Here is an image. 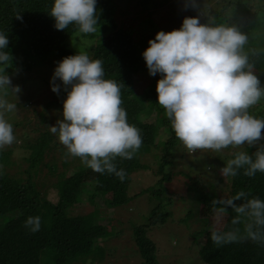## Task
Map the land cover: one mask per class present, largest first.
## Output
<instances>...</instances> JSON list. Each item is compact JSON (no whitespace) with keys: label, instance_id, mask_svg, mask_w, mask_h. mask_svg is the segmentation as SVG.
Returning a JSON list of instances; mask_svg holds the SVG:
<instances>
[{"label":"clouds","instance_id":"1","mask_svg":"<svg viewBox=\"0 0 264 264\" xmlns=\"http://www.w3.org/2000/svg\"><path fill=\"white\" fill-rule=\"evenodd\" d=\"M98 0H54L49 15L54 27L65 30L74 25L82 35L94 34L99 20ZM185 9L198 11L185 17L179 29L159 31L143 52L149 74L157 82L158 104L165 110L176 138L189 153L210 150L256 148L251 155L237 151L234 158L219 169L222 177H254L264 173V118L250 113L264 99V85L255 71L251 57L264 55V48L246 49L249 35L235 25L217 23L215 17L201 10L198 0H184ZM207 23H201V16ZM17 19L22 20L20 14ZM10 41L0 32V150L16 140L12 123L6 115L16 111V104L5 97L21 88L13 86L7 69L13 56L5 51ZM103 62L91 59L87 52L64 57L57 63L51 80L52 91L67 93L62 119L49 126L66 149L65 156L79 158L92 171L115 175L121 181L125 171L114 161L131 160L141 148L140 129L130 124L121 106L122 85L105 79ZM61 81V84L56 81ZM239 201V203H237ZM214 223L211 241L217 247L251 241L264 246V199L251 197L241 190L228 198L211 201ZM231 210V228L221 230ZM24 226L33 233L40 230V217H28Z\"/></svg>","mask_w":264,"mask_h":264},{"label":"rangeland","instance_id":"2","mask_svg":"<svg viewBox=\"0 0 264 264\" xmlns=\"http://www.w3.org/2000/svg\"><path fill=\"white\" fill-rule=\"evenodd\" d=\"M107 3L109 16L118 27L129 31L137 42V56L142 64H146L143 52L149 47V40L156 34L179 29L185 17H194L198 11L192 7L185 9L184 0H99ZM98 16L101 10L98 8ZM210 14L213 12L225 16L223 23L237 26L240 31L248 34L245 23L250 20L251 14L254 20L262 21L264 15V0H198V6ZM233 10V13H232ZM243 14L244 12H246ZM207 17L201 16V20ZM228 19V20H227ZM97 31L94 34L82 35L76 30L64 40L65 48L72 55L79 51L87 52L91 43H95L98 33L105 31L106 24L98 20ZM251 31V30H250ZM257 34H264L259 29ZM253 34V33H252ZM249 35V34H248ZM259 35V36H260ZM250 36V35H249ZM257 37V35H252ZM261 41L264 43L263 37ZM256 41H259L257 39ZM261 43V42H260ZM264 47V44H261ZM59 59L53 52L42 62L43 65L35 66L30 71L11 70L7 74L12 79L13 86L18 85L21 92L17 95L10 89L7 90L6 99L16 104V111L6 115V119L13 125L15 142L0 152H7L9 167L1 164L5 173L20 176L19 170L27 166L25 155L28 149L23 144L33 143L45 136L48 141L45 152L41 158L37 176L33 177L37 191L46 201L55 204L58 194L54 188V182L60 173L65 175L78 172L81 192L75 194L73 201L69 202L67 213L70 215L93 216L97 225L105 229V238L101 239L100 256H88L78 264H143L138 247L134 241L132 230L136 226L143 225L148 211L157 202L152 197V188H156L157 180L161 176L158 168L165 160L168 162L163 171L168 174V181H162L160 186L168 201L164 206L168 217L162 223H156L146 230L148 236L156 246L155 260L157 264H205L198 256V249L204 236L202 230H211L214 223V215L200 196L225 198L229 195L228 177H222L219 169L226 165L227 161L234 158L237 151H247V146L238 149H224L220 152L210 150L189 153L178 140L176 152L165 154L162 146H153L148 150L137 154L139 162L145 166L130 174L128 184L129 203L112 207L108 200L110 194H99L89 199L92 191L96 172L87 168L79 158L66 157V149L53 135L49 126L62 119L63 101L67 97L61 85L60 94L52 91L51 80ZM257 74V72H256ZM156 76L149 74L148 70H141L135 75L133 93L140 96L150 85ZM56 83L61 84L57 80ZM2 94V93H0ZM158 97V94L156 93ZM147 104V100L143 99ZM264 106V99L253 106L249 111L257 116V111ZM159 108H162L159 105ZM165 116V110L152 109L150 113L142 115L144 121L156 122ZM171 127V125H169ZM167 136L159 126L157 137L164 139ZM161 140V139H159ZM264 143V141H261ZM253 147L250 152L253 153ZM10 152V153H9ZM67 164L63 166V161ZM164 189V190H163ZM156 197V196H155ZM223 223L217 225L222 229ZM246 245L251 241L242 242Z\"/></svg>","mask_w":264,"mask_h":264},{"label":"trees","instance_id":"3","mask_svg":"<svg viewBox=\"0 0 264 264\" xmlns=\"http://www.w3.org/2000/svg\"><path fill=\"white\" fill-rule=\"evenodd\" d=\"M53 4L54 0H0V32L8 36L10 43L5 51L13 56L7 72L16 69L30 71L35 66L43 65L45 58L51 56L53 52L59 61L72 55L65 48L64 40L76 30L75 26L70 25L65 30H57L54 27V18L49 15ZM98 8L101 10L99 21L106 24V27L104 32L98 33L95 43H91L88 49L89 57L103 62L105 79L115 80L122 85L121 106L127 112L128 122L140 129L143 139L142 146L133 159L118 157L114 161L117 168L123 169L126 173L123 181L107 173H97L94 179L89 199L93 198L94 194L107 193L110 194V198L107 199L109 204L116 207L129 203L127 187L130 174L145 166L139 162L137 154L148 150L152 145L157 147L159 144L165 154H171L176 152L178 139L169 127L170 122L166 115L156 122L144 121L141 118L154 108L157 112L164 110L159 108L156 96V86L161 76L158 73L140 96L133 93L135 75L148 68L137 56L138 44L133 35L123 27H118L110 18L107 3L99 1ZM245 13L247 11L243 14ZM17 14L22 16V20L16 18ZM209 15L215 17L217 23L226 20L225 16L216 12ZM249 18L250 20L244 25L250 35L249 44L245 47L246 49L264 48L261 45L264 44L261 41V37L264 39V34L256 33L259 29L264 30V15L260 18L262 21L254 20L252 14ZM205 20L206 18H203L201 23H205ZM257 39L259 41H256ZM251 59L255 62V71L261 84L264 85V55ZM143 99L147 100V104ZM256 117L264 118V106L257 111ZM159 126L167 136L156 140ZM47 141L48 139L42 136L33 143L23 144L29 152L24 156L28 164L19 170V174H22L20 176L5 173L1 164L9 167L11 163L7 152H0V264H78L77 262L84 261L88 256H100L101 239L106 236L104 227L95 224L91 215L79 216L67 213L69 202L73 201L75 194L81 192L82 186L79 182L81 175L78 172L70 175L60 173L53 185L58 194V201L55 204L46 201L37 191L33 177L39 172ZM251 149L253 147H248L246 152H250ZM249 154L251 155L252 152ZM67 162L64 160L62 165L65 166ZM167 163L165 160L160 163L158 170L161 176L156 182L158 186L152 188V197L157 199V202L148 211L143 225L136 226L132 230L143 264H157L156 246L146 230L156 223H162L168 217L164 209L168 199L160 186L162 181L169 179L168 174L163 171ZM228 183L229 195L225 198L243 190L249 193L250 198L264 199V173L257 172L254 177H247L243 175V170H240V174L236 177H228ZM200 198L212 208L211 201L214 196L203 195ZM234 215L235 213L229 210L221 230L226 231L232 227L230 220ZM30 216L40 217V230L35 233L24 226ZM201 232L204 238L200 243L198 256L205 264H264V246L253 242L249 245L236 242L217 247L211 241V230L204 229Z\"/></svg>","mask_w":264,"mask_h":264}]
</instances>
